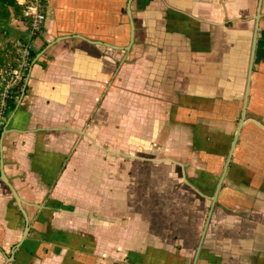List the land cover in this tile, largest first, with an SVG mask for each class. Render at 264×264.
I'll return each mask as SVG.
<instances>
[{"label":"crops","instance_id":"1","mask_svg":"<svg viewBox=\"0 0 264 264\" xmlns=\"http://www.w3.org/2000/svg\"><path fill=\"white\" fill-rule=\"evenodd\" d=\"M34 52L1 141L26 218L0 174V264H142L161 168L221 170L213 198L246 89L196 264H264V0H49Z\"/></svg>","mask_w":264,"mask_h":264},{"label":"rangeland","instance_id":"2","mask_svg":"<svg viewBox=\"0 0 264 264\" xmlns=\"http://www.w3.org/2000/svg\"><path fill=\"white\" fill-rule=\"evenodd\" d=\"M136 157L138 159L134 160L139 163L143 159L150 158L147 155H138ZM146 172V168L140 167L137 169V166H134L132 170L126 173V176L133 181L138 180L141 183L142 177L146 178ZM220 172L221 170H214L212 173L207 172L206 175L208 176L202 175L198 179L192 178L189 180L186 178V171L180 168L176 171H170V179L168 180L166 169L161 168L160 181L157 183V188H154V193L158 195L159 202L154 204L153 208H157V210H154V212L149 210V215H153V217H147V220L151 223V229L154 231L152 236L154 238L159 237L160 248L148 249L144 251V254L129 252V256L130 254L138 255L143 260L142 264H186V262L192 260L204 228V221L206 215H208L213 194L212 188H210L211 191L198 188L199 183L204 181L210 187H214ZM112 175L113 177L117 176L115 173ZM187 184L191 185L192 188L198 189V191L191 190ZM132 187L136 188L137 186L133 185ZM143 187L144 190L139 192H148V188L146 186ZM102 189V186L96 189L97 194L101 197H103ZM109 193L112 197V203L110 202V207H108L110 209V212H107L108 217L106 218L108 219L103 220L106 225L111 222V226L114 227L113 230L118 234V237L120 224L126 222L118 204L120 189L113 187L109 190ZM133 198L135 199V196ZM80 247L83 248L82 245Z\"/></svg>","mask_w":264,"mask_h":264},{"label":"built area","instance_id":"3","mask_svg":"<svg viewBox=\"0 0 264 264\" xmlns=\"http://www.w3.org/2000/svg\"><path fill=\"white\" fill-rule=\"evenodd\" d=\"M23 2L25 3L22 15L25 35L22 40L14 43L16 48L14 64L7 68H0V161L1 141L7 125L8 102L17 100L16 95L22 92L29 76L34 59L35 40L42 32L45 23V9L49 0H18L20 4Z\"/></svg>","mask_w":264,"mask_h":264},{"label":"trees","instance_id":"4","mask_svg":"<svg viewBox=\"0 0 264 264\" xmlns=\"http://www.w3.org/2000/svg\"><path fill=\"white\" fill-rule=\"evenodd\" d=\"M24 2L20 4L18 0H0V68L12 66L15 62L14 43L23 39L22 32L17 25L23 23ZM36 54L33 52V58ZM21 95L22 92H19L16 95L17 100L8 102L7 115L16 109Z\"/></svg>","mask_w":264,"mask_h":264},{"label":"water","instance_id":"5","mask_svg":"<svg viewBox=\"0 0 264 264\" xmlns=\"http://www.w3.org/2000/svg\"><path fill=\"white\" fill-rule=\"evenodd\" d=\"M258 18H259V14L256 15L255 20L258 21ZM256 29H257V25H256ZM256 35H257V30H255V33H254V36H256ZM255 39H256V37H254V39H253V43H252V48H253V50H254V48H255V41H256ZM252 52H253V51H252ZM252 52H251V53H252ZM252 54H253V53H252ZM252 54H251V57H252ZM252 60H253V59H251V62H250L248 78H250V74H251V70H252V64H253V61H252ZM25 86H26V84H24V86H23V88H22V94H23L24 91H25ZM247 92H248V89H246V97H245V100H244L243 112H242V116H241V119H240L241 121L239 122L238 129H237V132H236V135H235V141L237 140V137H238V135H239L240 129H241V127H242V125H243V122H244L243 119L245 118V108H246V102H247ZM235 141H234L233 144H232V147H231L230 153H228V154H229V157H228L227 163H226V165H225V167H224L223 173H222V175H221V177H220V179H219L218 185H217V187H216L215 194H214V196H213V198H212L211 206H210V209H209V212H208V217H207V220L205 221V225H204V228H203V231H202V234H201V237H200V240H199L198 246H197L196 253L194 254L195 257H194V260H193V264H196V261H197V258H198L197 255L199 254V251H200V248H201V244H202V242H203V239H204L205 233H206V231H207V227H208V224H209L208 221H209V219H210V217H211V213H212L213 208H214V206H215V204H216V199H217V194H218V191H219V187H220L221 182L223 181V178H224L225 173H226V171H227V166H228V163H229V160H230V157H231L232 150H233V148H234V146H235ZM2 164H3L2 161H0V174H1V180H2V181H3V182L9 187V189L12 191L11 193H12L13 198L15 199L16 203H17L18 206L20 207L22 213L25 215L24 210L21 208V202H20V200H19V197H18L17 194H16V191H14V189L12 188V186L10 185V183L6 180V178H5V176H4L3 172H2ZM25 218H26V215H25ZM28 230H29V226H27V227L25 228V230L23 231L22 239H21L20 243L16 246V248H18V247L21 245V243L23 242V240L26 238V235H27V233H28Z\"/></svg>","mask_w":264,"mask_h":264}]
</instances>
